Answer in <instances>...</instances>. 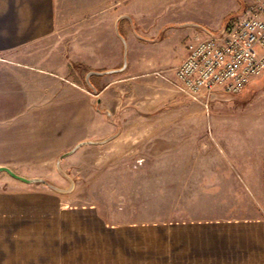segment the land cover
<instances>
[{"label":"rangeland","instance_id":"rangeland-1","mask_svg":"<svg viewBox=\"0 0 264 264\" xmlns=\"http://www.w3.org/2000/svg\"><path fill=\"white\" fill-rule=\"evenodd\" d=\"M144 1L145 22L157 18V25L119 27L124 51L114 26L63 28L78 42L64 44L78 48V57L62 60L78 93L67 92L62 114L32 107L17 131L32 142L57 136L59 144L62 137L63 145L0 155V165L33 179L2 170L0 189L47 195L81 227L264 216V187L250 186L263 177L264 71L242 92L217 93L207 106L177 92L169 71L195 28L219 24L240 1L220 26L208 27L217 31L260 0ZM125 54L128 70H105L121 67ZM133 72L137 77L119 80ZM71 97L77 106L67 105ZM144 245L145 261L157 264L150 237Z\"/></svg>","mask_w":264,"mask_h":264},{"label":"crops","instance_id":"crops-1","mask_svg":"<svg viewBox=\"0 0 264 264\" xmlns=\"http://www.w3.org/2000/svg\"><path fill=\"white\" fill-rule=\"evenodd\" d=\"M240 4L237 1L222 15L219 24L195 28L193 38L208 35L213 30L208 27L220 26ZM144 5V0H0V155L63 145L62 137L58 144L57 136L49 138L50 142H32V137L17 134L25 130L22 124L30 121L27 117L32 116V107L38 110L47 105L55 114L58 110L62 114L67 92H71L68 97L78 93L79 81L66 77L70 68L62 61L78 57L74 55L78 48H66L65 42H78L73 34L65 36L63 28L114 26L122 39L119 27L157 25V18L145 22L150 19L141 13ZM199 28L204 31L199 32ZM124 32L130 36L128 30ZM124 41L127 44L125 36L123 51ZM186 53L187 48L173 58L170 74ZM122 58L121 67L105 70H128ZM131 77L137 74L119 80ZM67 105L77 106V101L71 97ZM260 169L262 184L250 186L264 187V153ZM35 195L0 189V264H155L145 261V237L151 239V260L157 264H264L261 214L125 227H91L89 223L81 227L74 223V215L69 218L70 214L60 210L58 201L49 205L47 195ZM145 231L150 234L145 235ZM103 253L106 255L99 256Z\"/></svg>","mask_w":264,"mask_h":264},{"label":"built area","instance_id":"built-area-1","mask_svg":"<svg viewBox=\"0 0 264 264\" xmlns=\"http://www.w3.org/2000/svg\"><path fill=\"white\" fill-rule=\"evenodd\" d=\"M186 48L170 79L177 92L206 106L217 93L242 92L264 71V0Z\"/></svg>","mask_w":264,"mask_h":264},{"label":"water","instance_id":"water-1","mask_svg":"<svg viewBox=\"0 0 264 264\" xmlns=\"http://www.w3.org/2000/svg\"><path fill=\"white\" fill-rule=\"evenodd\" d=\"M124 61H125V62H124V66H125V63H126V54L124 55ZM2 170H5V171L9 172L12 176L17 177V178H19V179H21V180L28 181V182L33 181V179L25 178V177H23V176L18 175L17 173H15V172H14L11 168H9L8 166L0 165V171H2Z\"/></svg>","mask_w":264,"mask_h":264}]
</instances>
